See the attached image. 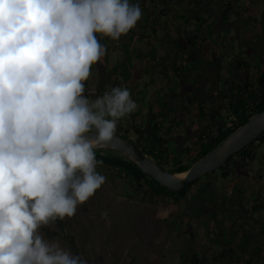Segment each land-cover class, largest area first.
Listing matches in <instances>:
<instances>
[{
  "label": "clouds",
  "instance_id": "9594fccd",
  "mask_svg": "<svg viewBox=\"0 0 264 264\" xmlns=\"http://www.w3.org/2000/svg\"><path fill=\"white\" fill-rule=\"evenodd\" d=\"M140 17L138 0H0V264H88L39 229L105 182L95 149L137 104L121 85L90 99L84 82L106 54L98 37Z\"/></svg>",
  "mask_w": 264,
  "mask_h": 264
},
{
  "label": "rangeland",
  "instance_id": "374dc122",
  "mask_svg": "<svg viewBox=\"0 0 264 264\" xmlns=\"http://www.w3.org/2000/svg\"><path fill=\"white\" fill-rule=\"evenodd\" d=\"M143 1L146 6L152 3V0ZM222 1L224 0H213L210 10L217 12L216 8ZM171 3L174 9L178 8L177 0H172ZM236 3L240 6L238 8L241 9V15H234L232 18L235 20L225 27L220 23L212 26L213 34L209 38L212 43L201 42L197 45L198 51L195 49L192 53L190 64L193 61L200 63L204 67L201 70H205L208 76L201 78L195 84L180 80L175 86V79L178 81L179 77H176L172 70L171 73L168 72L169 64H160L155 66L151 83L153 85H145L150 82L146 74L139 79L138 87L140 90L142 88L139 97H147L143 101L141 99L139 102L135 101L136 110L123 117L130 126L129 135L132 139L136 138L137 134L131 130V126L145 127L149 106L157 102V99L152 100V97H162L161 93L166 90L167 83L174 87V91L170 93L169 104L179 107L176 116L184 119L186 124L176 127L168 134L174 146L184 152L183 158L186 162L192 161L196 151L194 141L209 121L218 122L219 124L215 123L218 128L228 123L230 114L228 99L231 95L229 87L233 81L247 77L249 72L238 73L233 69L230 71L228 65L226 68L225 62L222 65L221 58L215 54L216 45H219V50L223 51L221 45L223 40H226L228 46L235 50L246 47L255 32L263 34L264 37V0H237ZM140 8L141 17L134 28L127 34L121 35L118 40L109 38L107 42L109 50L105 56L115 64L120 57L130 54L129 49L143 48L140 47L142 39L146 47L141 50L147 53L152 41L157 38L159 24L163 23L162 17L150 26V21L152 22L156 16L141 5ZM206 16H210L211 19L214 17L212 12ZM170 22L175 24L174 18H171ZM153 29H156V33ZM240 31L241 35L238 33ZM167 34L169 33L165 32L163 36ZM172 35L175 36L176 32H172ZM126 43H131L133 47L125 46ZM163 44L171 49L167 61L170 62L171 53L178 48L176 41L174 39L173 46L171 40L164 39ZM158 53L164 54L165 50L159 47ZM105 56L91 66L90 76L85 81V94L90 99L101 95L111 86L110 81L114 72L106 65V60L104 62ZM179 57L180 53L176 51L173 61L180 60ZM150 62L157 61L151 59ZM139 64L138 62L136 66ZM191 66L183 68L188 76L197 71V68L193 70ZM208 68L210 72L207 71ZM162 72L168 73L169 77H163ZM219 72H224L225 75H220ZM251 72V78L255 82L257 75L254 70ZM190 92L196 94L201 101L208 103L210 108L215 106L216 109L212 113H216L217 117L215 119L212 117L213 114L210 112L213 109L209 110L211 115L205 118L195 117L194 114L198 112L197 105L187 111L186 96ZM213 128L215 129V126ZM186 147L189 148L188 151L185 150ZM233 163L237 169L233 177H221L217 168L215 172H211V175L201 176V179L178 201L163 196L156 197L138 190L131 179L117 172L115 167L99 164L97 170L105 176V182L94 195L78 206L71 218L66 217L62 220L60 226L50 224L42 226L39 231L49 240H58L70 251L63 237L50 238L45 229L60 234H73L79 254L88 260V264H180L183 254L192 250H198L200 255L209 256L211 259L207 264H215L212 257L219 246L216 245V240L214 241L215 234L212 231L215 229L217 231L218 227L222 226L224 236L233 239L235 235L232 229H237L240 234L243 227L250 229L253 234L252 241L248 245L259 244L262 250H257L252 259L247 257L244 258L245 261L233 263L264 264V210L254 209V206L257 207L259 202L264 201V144L258 146L254 162L237 155ZM102 211L107 212L106 217L101 216ZM239 239L240 236L235 241Z\"/></svg>",
  "mask_w": 264,
  "mask_h": 264
},
{
  "label": "trees",
  "instance_id": "16d2710c",
  "mask_svg": "<svg viewBox=\"0 0 264 264\" xmlns=\"http://www.w3.org/2000/svg\"><path fill=\"white\" fill-rule=\"evenodd\" d=\"M172 0H152L151 4L145 5V2L138 1L139 5L146 8V10L151 11L150 13L153 16H156L155 19L150 21V26H153L156 21L162 17L163 27L169 28V21L171 18H174L176 25L183 28L184 30V40L191 48L187 49L186 52L180 55V64L176 65V60L174 62H169L170 67L174 75L178 78V81L175 79V86L181 80L190 84L197 83L200 78L206 77L205 70H201L202 67L198 62H190L187 60L188 54L192 53L195 49V44L198 42H203L206 39L211 37L212 26L216 23L223 25H228L231 18L239 16L241 9L238 7L239 4L236 3L237 0H224L218 5L217 12L216 10L211 11L210 6L213 0H177L178 9H174ZM176 10V11H174ZM214 17L211 19L210 14ZM147 20V18L145 17ZM142 24V23H141ZM193 28L191 29V27ZM153 32L156 33V29H153ZM264 38L263 34L255 32L250 38L251 41L248 42L247 46H251L252 51L249 55L244 53V50L235 52L232 49L233 53L227 55V65L228 69L231 71L235 69L237 72L248 71V75L245 78H241L238 81H233L230 85L231 97L228 100V107L230 109V114L228 118V123L226 125L218 128V131L214 128L210 130L203 129L199 134V137L194 141L196 151L193 157V162H196L207 153L212 151L218 144H220L224 139L229 137L234 131H236L240 126H242L251 116L264 110V70L261 66L264 63ZM107 37H99L100 43L108 47ZM160 42V40H159ZM148 44V41L146 42ZM125 46H129L128 43ZM109 48V47H108ZM150 50L147 53H143L141 50L137 56L143 60V63H140L136 66L133 63L134 54L129 49L130 54L127 56L120 57L119 61L112 67V71L118 75L113 78L111 81V86L121 85L125 86L130 90V94L133 100L139 102L140 99L143 101L144 98H140L141 90L135 91V87H138L139 79L144 75H148L149 81L146 84L152 85L153 82V72L155 66L164 64L168 65V57H161L157 60V51L156 47L151 45ZM135 53V52H134ZM230 58V59H229ZM156 60V63H151L150 60ZM229 59V60H228ZM185 61V62H184ZM256 62V63H255ZM192 67L193 70L197 68V71L191 73L189 76L185 74L183 70L184 67ZM132 68L134 72H132ZM255 70L257 78L253 82L251 78V71ZM189 74V71L187 72ZM163 77H169L168 73L162 72ZM194 76V77H192ZM130 80V85H127L126 82ZM227 81V80H226ZM147 82V81H146ZM86 84V82H84ZM166 90L161 93L163 96L152 97V100L157 102L149 106V111L147 113V121H145L144 131L137 134L135 138V143L141 149L142 152L148 154L149 156L156 159L158 162L166 166L170 171L174 173L185 172L193 162H186L183 158L184 152L179 151L177 147L174 146L170 140L168 132H171L176 127L182 126L184 124V119L177 118L176 113L179 109L178 106L169 104L170 93L174 91V87L171 84L167 83ZM189 84V85H190ZM225 84V83H224ZM109 87V88H110ZM108 89V88H106ZM133 95H136L133 97ZM252 100V101H251ZM186 101L188 102L187 111L191 110L193 106H196L197 98L196 95L190 92L186 96ZM150 102V101H149ZM198 112L195 113L197 118H205L209 116V110L204 109L203 105L199 102L197 106ZM189 114V112H188ZM127 117V116H125ZM149 124V128H147ZM140 128V127H139ZM123 131V132H122ZM130 126L124 121L123 117L118 121L116 133L122 135L126 138L129 136ZM255 143H258L257 145ZM264 144V132L261 133L255 140L251 143L240 149L234 155L228 158V160L218 167L220 171V176L225 178H230L234 176L235 171L237 170L233 159L234 156H241L245 159H248L252 162L256 159L257 149L259 145ZM185 150H189L188 147ZM97 159L101 161V164L110 165L115 167L116 171L120 174L123 173L125 176L129 177L131 181L135 184V187L138 190H143L145 193H150L156 197H165L171 200L178 201L186 195L188 190L192 185L201 179V176L190 182L183 190L175 191L171 190L161 184H159L154 178L150 175L144 173L140 168L136 166L129 158L117 151H111L108 149H95ZM215 172V170L211 171ZM211 172L205 175H211ZM238 187V185H236ZM258 206H254V209L264 210V201L259 202ZM62 220H57L55 224L60 226ZM48 237H58L61 236L68 243L69 248L73 253L79 254L77 243L75 237L70 233H58L53 232L48 229H45ZM235 236L232 238H227L224 236V229L222 226L218 227V230H213L212 233L215 234L214 241L216 240V245L219 247L215 250L212 259L215 264H234L235 261H245L244 258L252 259L257 250H262L261 245L256 244L255 246L248 245L252 241V232L248 228H243L238 234L237 229L233 230ZM240 236L239 241L235 239ZM211 259L207 255H200L198 250H192V252H186L183 254V258L180 264H207V261ZM252 264V263H249Z\"/></svg>",
  "mask_w": 264,
  "mask_h": 264
},
{
  "label": "water",
  "instance_id": "95a60500",
  "mask_svg": "<svg viewBox=\"0 0 264 264\" xmlns=\"http://www.w3.org/2000/svg\"><path fill=\"white\" fill-rule=\"evenodd\" d=\"M147 124V128H149ZM264 132V110L251 116L242 126L224 139L212 151L193 163L185 172L174 173L164 167L153 157L141 151L134 140L119 134L107 144L97 146L96 149L117 151L129 158L144 173L150 175L159 184L175 191L183 190L190 182L207 174L221 165L229 157L255 140ZM185 173L184 176H180Z\"/></svg>",
  "mask_w": 264,
  "mask_h": 264
},
{
  "label": "crops",
  "instance_id": "0c3cea01",
  "mask_svg": "<svg viewBox=\"0 0 264 264\" xmlns=\"http://www.w3.org/2000/svg\"><path fill=\"white\" fill-rule=\"evenodd\" d=\"M175 9H178V8H175ZM240 15H241V13H240ZM239 15V16H240ZM233 20H235V19H233V18H231V20H230V22H232ZM177 23H175V24H173V23H171L170 21H169V29H166V28H164L162 25H163V23L162 24H159V27H158V35H157V38H156V40L155 41H152L153 43H151V45H153V46H155L156 47V51H157V53H158V50H159V47L160 48H163L164 50H165V53L164 54H157V60H159V58H161V57H168V54H169V52L171 51V49H169V48H167V45L166 46H164V44H163V41H164V39L165 40H167V41H169V40H171L172 41V43H173V46H174V39H175V41H176V44H177V49L174 51V52H172L171 53V57H170V62L172 63V62H174L173 60H174V57H175V54H176V51H179V53H180V55L182 54V53H184V52H186V50L187 49H189V48H191L190 47V45L189 44H187V42H186V40H184V37H183V35H184V30H183V28H181V27H179L178 28V26L176 25ZM224 27L225 26H227V25H223ZM193 28V26L191 27V29ZM177 29H179V31L177 30ZM227 29V28H226ZM226 29H224V32H226ZM176 32V35L175 36H173L172 35V32ZM165 32H168L169 34H167V36H163V34H165ZM240 35H241V31L240 32H238ZM259 33V32H258ZM242 37V36H241ZM98 39H99V37H98ZM142 39V38H141ZM109 40V39H108ZM159 40H160V42H159ZM242 40V39H241ZM206 42H211V40L208 38V39H206L205 40ZM205 41H203V42H205ZM221 41V40H220ZM100 42V41H99ZM108 42V41H107ZM142 43H141V45H140V47H143V48H145L146 47V44H145V42H144V40L142 39V41H141ZM227 41L226 40H223V45H221V48H222V50L223 51H221V50H219V45H216V56H219L221 59H220V61L222 62V65L224 64V62L226 63V68H227V57H225L224 56V50H225V52H226V54L227 55H229V53H233L232 52V49L228 46V44L226 43ZM199 43H201V42H198L197 44H195V47H194V49H198V47H197V45H199ZM212 43V42H211ZM108 44V43H107ZM241 44V43H240ZM129 45H131L132 47H133V45L130 43ZM150 45V46H151ZM105 48H106V52H108V50H109V48L107 47V46H105ZM143 48H134L133 47V49H131V52H133V54H135V58H133V61L134 60H136L137 62L136 63H134L135 65L136 64H138V62L139 63H141L143 60L144 61H146V59H142L141 57L139 58L138 56H137V54H136V52L138 53L139 52V50H141V49H143ZM150 48V47H149ZM200 49V48H199ZM149 50V49H148ZM240 50H244V53L246 54V55H249L251 52H252V48L250 47V48H247V47H242V48H240V49H235V52H238V51H240ZM142 51V50H141ZM198 51V50H197ZM135 52V53H134ZM193 53V52H192ZM192 53H189L188 54V57H187V60L188 61H190L193 57H192ZM229 57H230V55H229ZM230 59V58H229ZM228 59V60H229ZM105 60H106V62H107V66L109 67V68H111V70H112V67L113 66H115V63H113L112 61L113 60H110V59H107V56H105V58H104V62H105ZM110 60V61H109ZM139 60V61H138ZM154 61H156V60H154ZM174 63H176V65H179L180 64V60H177L176 62H174ZM256 63V62H255ZM168 64H170L169 62H168ZM209 66V65H208ZM262 67H263V70H264V64L262 63V65H261ZM134 69L135 68H132V72H134ZM172 70V68L171 67H169V69H168V72L169 73H171L170 71ZM223 70H224V68H223ZM233 70H235V69H233ZM207 71H209L210 72V69L208 68V70ZM237 72V71H236ZM241 72V71H240ZM239 73V72H238ZM219 74L220 75H225L224 74V72H219ZM116 75H118L117 73H114V75L112 76L113 78H115L114 76H116ZM206 76H208V75H206ZM113 78H112V80H113ZM205 78V77H204ZM111 80V81H112ZM239 80V79H238ZM238 80H235V81H238ZM140 81V80H139ZM138 81V82H139ZM128 82H130V80H128ZM232 84V83H231ZM153 85V84H152ZM157 87H160V86H157ZM156 87V88H157ZM142 89V88H141ZM137 90H140V88L138 89H135V91H137ZM230 90V89H229ZM152 92V91H151ZM187 102V101H186ZM198 103L196 104V105H199V102L203 105V107H204V109H208V107H209V104L208 103H206L205 101H201L200 99H199V101H197ZM186 105H188V104H186ZM187 114V113H186ZM188 115V114H187ZM189 116V115H188ZM180 119H182V118H180ZM184 126H186V124H184Z\"/></svg>",
  "mask_w": 264,
  "mask_h": 264
},
{
  "label": "flooded vegetation",
  "instance_id": "af4514ba",
  "mask_svg": "<svg viewBox=\"0 0 264 264\" xmlns=\"http://www.w3.org/2000/svg\"><path fill=\"white\" fill-rule=\"evenodd\" d=\"M246 47L247 48H250L251 46H247L246 45ZM253 52V51H252ZM255 71V70H254ZM255 73H256V71H255ZM203 78V77H202ZM201 79V78H200ZM112 80V79H111ZM111 82V81H110ZM126 84L127 85H129V82H126ZM230 89V88H229ZM193 93V92H192ZM194 94V93H193ZM196 95V94H195ZM231 97V95L229 96V98ZM196 98H197V101H199V98L197 97V95H196ZM229 100V99H228ZM252 101V100H251ZM219 104V103H218ZM198 106V105H197ZM210 106V105H209ZM211 109H213L210 113H212L213 111H214V109H216L215 108V106L213 107V106H211V108L210 107H208V110H211ZM213 114V113H212ZM211 115V114H210ZM212 117H214V119H215V117H217V114L215 113V114H213L212 115ZM212 120V119H211ZM145 121H147V119H145ZM215 123H217V124H219L218 122H216V121H214V120H212V121H209L202 129H206V130H210V129H212L214 126H215V129L214 130H216V131H218V125L217 124H215ZM145 124V123H144ZM213 126V127H212ZM131 130H133L136 134H139V133H141L142 131H144V128H139V127H135L134 125L133 126H131ZM123 132V131H122ZM130 137V136H129ZM133 140L135 141V138H133ZM194 155H195V152H194V154H193V156H192V158L194 157ZM198 161V160H197ZM191 162H193V159H192V161ZM193 163H195V162H193ZM192 163V164H193ZM163 165V164H162ZM164 167H166V166H164ZM167 168V167H166Z\"/></svg>",
  "mask_w": 264,
  "mask_h": 264
},
{
  "label": "bare ground",
  "instance_id": "6f19581e",
  "mask_svg": "<svg viewBox=\"0 0 264 264\" xmlns=\"http://www.w3.org/2000/svg\"><path fill=\"white\" fill-rule=\"evenodd\" d=\"M184 175H185V173H181V174H180V176H184Z\"/></svg>",
  "mask_w": 264,
  "mask_h": 264
}]
</instances>
